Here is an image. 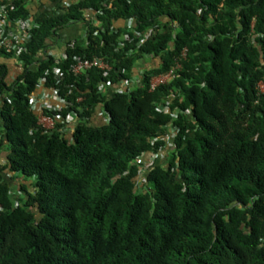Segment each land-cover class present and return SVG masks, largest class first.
I'll return each mask as SVG.
<instances>
[{
  "label": "trees",
  "instance_id": "trees-1",
  "mask_svg": "<svg viewBox=\"0 0 264 264\" xmlns=\"http://www.w3.org/2000/svg\"><path fill=\"white\" fill-rule=\"evenodd\" d=\"M39 22L19 64L0 46V264H264V0H74ZM76 23L84 39L49 53ZM96 56L109 76L72 71ZM140 67L143 85L101 90ZM40 85L80 107L71 134L38 123Z\"/></svg>",
  "mask_w": 264,
  "mask_h": 264
},
{
  "label": "built area",
  "instance_id": "built-area-1",
  "mask_svg": "<svg viewBox=\"0 0 264 264\" xmlns=\"http://www.w3.org/2000/svg\"><path fill=\"white\" fill-rule=\"evenodd\" d=\"M17 0H0V46L3 47L7 53L12 54L11 58H4V61H12L20 63L19 56L25 49V46L32 39V30L39 26V18L34 14L27 18L12 19L10 16L11 10L15 8ZM71 42V41H70ZM74 41H72L73 43ZM187 49H184L183 56H186ZM182 67L181 62L177 61L176 64L164 73L151 75L149 79V88L151 91L155 90L161 85H165L173 81L178 70ZM98 69L104 76H109L113 70L111 62L102 56H96L93 58H75V63L72 66V71L76 75H81L90 69ZM55 78L59 81L65 80V74L60 67H54L53 69ZM144 68L138 69V76L130 79L123 80L121 82H112L107 80L101 84V90H110L114 92H124L126 90H132L135 86L143 85ZM46 81V78H42V84ZM259 89L264 92V82L261 81ZM82 98H78L81 101ZM29 103L31 108L37 112L38 123L47 131H54L57 128L59 130L71 134L73 126L80 120L79 108H71L73 105L70 101L61 96L60 87L46 88L43 85L39 86L36 93L31 94ZM64 108H70L66 115H62L61 111ZM161 108L165 111H170L168 105H162ZM173 116H177V110L172 112ZM109 119V118H108ZM107 119V121H108ZM59 125V127H58ZM179 132V129L172 127L170 130V138H174ZM157 159H164V154L151 153L143 154L139 158V162L144 165V169L153 165Z\"/></svg>",
  "mask_w": 264,
  "mask_h": 264
},
{
  "label": "crops",
  "instance_id": "crops-1",
  "mask_svg": "<svg viewBox=\"0 0 264 264\" xmlns=\"http://www.w3.org/2000/svg\"><path fill=\"white\" fill-rule=\"evenodd\" d=\"M74 0H39L32 4V13L39 19H44L54 15L59 11L62 6H66ZM85 37V26L82 23H76L65 29L61 30L59 35L51 40L48 46V52L57 56L63 57L67 48V44L70 41L80 40L82 41ZM152 61L149 60V63ZM148 63V62H147ZM108 116L100 108L96 115L97 123L100 121L107 122ZM4 156V152H0V157Z\"/></svg>",
  "mask_w": 264,
  "mask_h": 264
},
{
  "label": "rangeland",
  "instance_id": "rangeland-1",
  "mask_svg": "<svg viewBox=\"0 0 264 264\" xmlns=\"http://www.w3.org/2000/svg\"><path fill=\"white\" fill-rule=\"evenodd\" d=\"M6 179L11 181L9 174H6ZM11 182L14 183V181H11ZM14 187H16V189H17V186L16 185Z\"/></svg>",
  "mask_w": 264,
  "mask_h": 264
}]
</instances>
